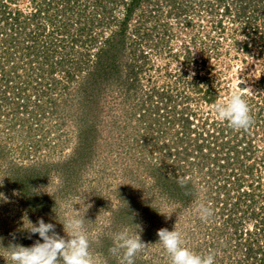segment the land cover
I'll return each instance as SVG.
<instances>
[{
    "label": "rangeland",
    "instance_id": "1",
    "mask_svg": "<svg viewBox=\"0 0 264 264\" xmlns=\"http://www.w3.org/2000/svg\"><path fill=\"white\" fill-rule=\"evenodd\" d=\"M234 90L246 131L212 111ZM263 96L264 0H0V264L70 215L95 264H119L122 230L135 264H170L162 228L264 264Z\"/></svg>",
    "mask_w": 264,
    "mask_h": 264
},
{
    "label": "clouds",
    "instance_id": "2",
    "mask_svg": "<svg viewBox=\"0 0 264 264\" xmlns=\"http://www.w3.org/2000/svg\"><path fill=\"white\" fill-rule=\"evenodd\" d=\"M212 111L219 121L227 122L228 126L236 131H246L253 123L250 107L246 99L238 91H232L227 100L216 103ZM181 187H185L182 179L178 180ZM195 212L202 222H207L213 217V210L201 202ZM66 238L55 231V224L46 223L43 218L35 224L30 223L26 228L28 236L38 234L30 247L12 244L8 260L10 264H95L90 251V241L84 230V218L77 215L67 216L62 222ZM158 244L162 245L167 253L170 264H216L213 252L206 255L197 254L185 246L184 238L180 231L166 228L158 230ZM113 246L110 253L118 257L119 264H135V257L146 249L138 233L130 234L126 230L114 233ZM42 240V242H41Z\"/></svg>",
    "mask_w": 264,
    "mask_h": 264
},
{
    "label": "trees",
    "instance_id": "3",
    "mask_svg": "<svg viewBox=\"0 0 264 264\" xmlns=\"http://www.w3.org/2000/svg\"><path fill=\"white\" fill-rule=\"evenodd\" d=\"M131 5V4H130ZM127 8V11H126V14L128 13V11L130 10V6L128 5V7H126ZM245 45V49H246V44H244ZM263 98H264V96H263Z\"/></svg>",
    "mask_w": 264,
    "mask_h": 264
}]
</instances>
